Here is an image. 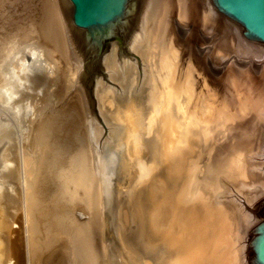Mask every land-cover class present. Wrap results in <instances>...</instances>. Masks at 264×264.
<instances>
[{
	"label": "rangeland",
	"instance_id": "1",
	"mask_svg": "<svg viewBox=\"0 0 264 264\" xmlns=\"http://www.w3.org/2000/svg\"><path fill=\"white\" fill-rule=\"evenodd\" d=\"M42 1L34 0L31 5L41 12L38 14L41 26H45L50 16L53 18L50 21L55 30L49 26L47 31L49 34L51 31L54 41L60 43L59 52L54 57L50 51L48 53L58 75L52 88L57 89L53 90L52 96V91H49L53 84L45 80L44 73V76H40L42 73L37 75V79L42 77L43 81L30 87L23 81L19 88L0 75V204L9 211L8 235L11 238L8 244L10 261L9 257L0 258V264H157L156 249L161 251L165 262L170 250L151 243L149 247L155 249H149L143 244L137 226V220L139 225L143 220L142 215L135 214V206L128 207L129 197L137 189L138 182L147 179L148 183L153 178L154 174L148 166L155 160L157 152L156 141L145 129V111L150 107L144 85L145 68L149 66L146 73L158 95L160 109L164 93L161 80L154 81L155 73L166 69L173 72V76L166 80L172 96L177 95L180 101L188 103L185 110L188 111L187 120H193L194 115V119L206 120L208 117L207 120H222V108L226 104L228 127L231 121L243 119L246 114L244 107L250 111L253 109L256 96L259 101H264V45L244 40L241 28L220 15L210 0H207L208 4L204 0H166L152 19H146L144 27L142 15L147 5L149 8L154 4V0H143V7L128 40L108 46L100 59L93 87V101L102 123L100 125L90 119L83 93L75 84L82 66L70 11L64 6V0H52L53 5L49 4L51 8L45 4L44 11ZM156 1L159 3L162 0ZM21 2L24 3L23 0ZM16 4L19 5L17 0H0V28L6 22L3 16L8 17ZM142 26L147 34H139L136 38L134 34ZM5 37L7 35H1L2 39ZM44 56L48 57L47 53ZM23 58L20 57V60ZM20 60L13 61L19 64ZM243 60L252 63L241 62ZM235 68H245L246 72L253 73L251 83L254 86L250 83L243 88L234 82L232 70ZM10 69L7 65L4 68L0 66V73L4 70L12 72L13 68ZM178 77L182 79V84ZM260 78L263 82L258 80ZM5 86L9 87L6 89ZM106 91H111L115 97L112 107L101 98ZM8 94L12 95V99L5 104L3 97ZM132 99L137 102L132 103ZM30 100L33 102L30 103ZM36 101L40 102V108L34 106V110L30 111L29 107ZM4 111L10 114L11 123L6 131L9 134L4 133ZM257 127L261 138L256 136L250 147L242 146L238 140L230 138L233 133H227L226 139L216 142L210 153H203L199 162V189L209 193L214 207H224L236 224V233L241 238L237 246L244 249V264H248V233L259 220L244 209L243 203L252 210L264 199V191L255 188L264 182L261 177L264 168V128L261 120ZM258 144L261 155L248 160L249 156L255 157L254 149ZM159 145L162 154V145ZM157 159L158 163L163 161L159 154ZM241 160L249 164L250 172H246L247 168L241 172L233 169L235 176H230L226 172L228 165ZM9 163L12 164L7 167ZM242 167L240 164L238 169ZM129 208L136 217L132 226L135 232L128 241L124 240L129 243L124 246L120 235L124 227L127 229L130 226L125 214ZM145 236L150 235L147 233Z\"/></svg>",
	"mask_w": 264,
	"mask_h": 264
},
{
	"label": "bare ground",
	"instance_id": "2",
	"mask_svg": "<svg viewBox=\"0 0 264 264\" xmlns=\"http://www.w3.org/2000/svg\"><path fill=\"white\" fill-rule=\"evenodd\" d=\"M17 1L19 5L17 4L15 5V10L13 9L14 11L12 10L11 11L12 13H8V17L6 16L5 18L4 10L2 13L4 15L3 19L6 20V22H4L3 26L0 28V31H2L0 33V38L2 34L7 35V37L0 39L2 40V43H0V62H1L0 66L4 68L7 65L8 68H11V69L13 68V69H12V72L4 70V73L1 72L2 74L0 73V75L2 76V78H4L3 76H5V78L8 79V82L10 84H14L16 88H19V86H21V82L23 81L26 82V85L29 87L35 84V82L38 83L39 81H43L41 80L42 77H39L37 79V75H40L42 73V75L40 76L45 75L44 76L46 78L45 80L47 81L49 80L50 82L48 81V83L53 84V86H51V90L49 91V92L52 91L51 92V95H52L53 90H54V88L52 87H55L57 83L58 75L54 72L55 67L52 64L50 56L52 55L54 57L57 51L59 52V44H60L59 42H57L58 43L57 44L56 41H54L55 39L51 31H50V34L47 31L49 26L50 28L53 27V29L55 27L53 25V22L50 21V19L53 21V18L52 16H50L49 18L47 17L48 20H46L47 18L44 19L46 20L45 26H41L40 24L41 17H39L40 11L38 12V9L36 8L37 9L36 10L34 8L36 6L31 5L32 2H34V0H23L24 3L21 2L22 0L20 1L17 0ZM165 1L166 0H162L158 3V1L154 0V4H152L151 6L149 5V8L147 5V8L144 10V13L142 15L144 18L143 25L145 21L147 22L148 18L150 17H151L150 19L153 18L154 14L158 12L159 7L162 6ZM204 1L206 2V4H208L207 0H204ZM13 3L15 4V2ZM42 3H43L42 9L43 7H45L44 6L45 4L47 5V8L48 7L51 8L49 4L53 5L52 0H48V1L43 0ZM14 4H12L11 6H13ZM42 9L41 11L44 10ZM153 10L155 12H153ZM50 13H53V12L51 11ZM40 28H42L43 30H41ZM8 29H10L9 30L10 32L7 33ZM141 29L143 30L142 33H140ZM140 31L139 32L137 31L138 33L134 34L136 35V38L139 36V34H143V35L147 34V30L146 28H143V26L142 28H140ZM141 38L142 40H144L143 37ZM48 48H50V50H48ZM49 51L50 53H52L51 55L48 53ZM44 53H47L48 57L44 56ZM252 53L255 55L259 54V52H252ZM20 57L21 58L25 57V59L23 58L24 60L21 59L22 60L21 61ZM74 57L75 56H73V59L77 63V60ZM220 57L222 58V56ZM14 59L15 61L19 59L21 62L17 64L16 63L17 61L16 62L13 61ZM244 61H246L248 64L252 63L250 62V60H243L241 62H244ZM148 67L146 68L148 69ZM146 68H145V73H144L145 74L144 85H146L145 90L147 92L146 94H147V99L149 101L150 107L148 111H145V117H146L145 118L146 119L145 129L149 133L152 134V139H154L157 143V146H156L157 152L155 151L156 158L155 160H153V163L150 166H148L150 169V172L152 171L154 175H153V178L148 183H146L147 179L141 182H138L139 185H137V189L133 190V193L130 195L129 200H128L129 201L128 204H130V206L128 207L131 208L132 205L135 206V208H133V211L137 210V213L135 214H137L138 216L142 215L143 220L140 222V225L138 224V220H137V226L139 228V234L140 235L142 234L141 236L143 238V244L147 246V248L149 249L154 248L153 246L151 248L149 247L151 244H154L157 246H164L165 249L170 250V251L168 250L169 254H167V258H165V262H163L162 260L163 255L161 251L156 249L157 260L155 262H157V264H167V262L168 264H244V261L242 258L243 257L242 252L244 249L243 247L237 246V242L241 238L236 233V228H235L237 227L235 226L236 224L234 225L232 219L226 213V209L224 207L222 206L214 207L208 195L209 193L201 192L199 189L200 187L199 186L200 181H199V175H198L199 169H200L199 162L202 158L203 153L205 152L210 153L211 150L214 148L216 142L226 139L227 133L229 134L233 133L232 137L230 138L238 140L239 143L244 147H250L251 145H253V142L255 141L256 136L261 138L258 135L259 128L257 126L259 125V120H261L262 125H263L262 128H264V101L263 102L259 101L260 100L259 97L256 96L257 102H255V105L252 107L253 109H251L250 111L249 109L246 110V107H244L246 116L244 115L242 120L238 119L236 120V122L234 120L231 121L228 124L229 125L228 127L226 125L227 123L226 122V104L222 108V110L224 111V112L222 111L223 113L222 120H218V119L210 120L211 118L207 120L208 117L206 118V120L205 118L203 120V119H199L198 116H197L198 118L194 119V116L196 115L193 116V120L191 118H190L191 120H187L186 116L188 114L187 113L188 111H185V110H186L188 103L186 104L182 100L180 101V98L178 99L177 95L176 97L175 95L172 96L173 94L172 90L168 86L169 82L167 83L166 81L168 80V77L171 78L173 76L171 75L173 72L171 71L172 72L171 73L169 70L160 69L159 74L155 73L156 76H155L154 81L159 82V80H161V84H162L161 86L163 87V93H164V102L162 103V107L160 109V106L157 104L158 95H156V90L150 84L151 82L149 81L148 75L146 73L147 71ZM77 69L78 70L80 69L79 66ZM244 69L236 70L235 68V70H232V76H233L234 82L241 84L243 88H245V86L249 85L252 82V80H254L253 73L246 72L247 70H244ZM153 71H155V69ZM151 77L153 78V76ZM179 79L180 78L178 77V80ZM181 80L182 79H180V83H181ZM258 80L263 82V79L261 78ZM4 81L5 80L3 79V82ZM252 85L254 86V84ZM8 87L5 86L6 89ZM255 88L256 87H254V89ZM39 89H42V88H39ZM262 90H264V82H263ZM175 92L177 93V91ZM47 93H48V90H47ZM19 94L21 93L19 92ZM150 94H152L153 96ZM183 94L184 93H182V95ZM8 95H5V98L3 97L5 104H8V102H11L10 98L12 97V95L11 94H8ZM213 95H211V97H213ZM31 96L32 95H30V97ZM101 96H102L101 97L102 100L104 101L106 105H109L110 107L113 106L115 102V97L112 96L111 91H106ZM197 96H198V93H197ZM13 97H14V94H13ZM51 97L50 99L49 98H46V99L51 100L52 99ZM193 99H194V96H193ZM193 99H190V101L193 102ZM132 100H133L132 103L137 102L134 99ZM30 101H31L30 103L33 102L32 100ZM38 103L40 104V102L38 101H36V103L34 102V104L32 105L30 104L31 106L29 107V110L30 111L34 110L33 108L35 107L39 109L40 107H38ZM200 103L201 105H203L202 102ZM210 108L212 109L213 107H210ZM217 109H220V107H218ZM9 115H10L9 113L5 115L6 121H4V133H6V131L9 130L8 128L11 123L8 118ZM221 122H222V126L219 127V124ZM230 124H233V125L230 126ZM6 134H9V133L7 132ZM156 136L160 140L159 143H161L162 145V151H163L162 154H161V147L158 143L159 140L156 138ZM262 138H263V135H262ZM260 148L261 147L260 146L258 147V145L255 146V149H254L256 151L255 155L257 156L261 155ZM158 154L160 155V159L163 158V161L161 160V162L159 163L157 159ZM240 163H241L240 161L239 163H237V167L240 166ZM10 164L12 163H9L8 165L6 164L7 167ZM237 167L235 166V169H238ZM0 200H2L1 195H0ZM129 209H126L127 211L125 212V214L127 215L126 218L128 220V224L131 227L129 225L127 229H125L124 227L122 234L120 235V240L124 246L129 245V243H125L124 240L128 241V238L130 237V235H132L135 232L132 226L134 224V219L136 217H135V214L131 211V209L130 210ZM8 213H9L8 209L6 207H3L0 204V258L2 259L4 258L7 259L10 256V250L8 248V244L11 238L9 239V235H8V229L10 225ZM82 213H80L81 216H84L85 214H82ZM147 233H149L150 236L143 237V235H147ZM10 258L11 257H9L8 260Z\"/></svg>",
	"mask_w": 264,
	"mask_h": 264
},
{
	"label": "water",
	"instance_id": "3",
	"mask_svg": "<svg viewBox=\"0 0 264 264\" xmlns=\"http://www.w3.org/2000/svg\"><path fill=\"white\" fill-rule=\"evenodd\" d=\"M142 1L64 0V6L70 11L82 66L75 84L83 93L90 119L100 125L102 123L93 101L94 80L100 59L108 46L123 44L128 40L143 7ZM210 2L220 15L241 28L244 40L264 45V0H210ZM259 156H249L248 160ZM240 162L244 167L235 169L237 162L236 164L231 162L226 172L230 176H235L233 169L241 172L247 168L246 172H250L249 164L246 165L242 160ZM262 172L261 177L264 178V168ZM255 188L257 191H264V182ZM243 204L244 209L259 220L248 233L250 239L247 248L248 264H264V199L254 205L252 210Z\"/></svg>",
	"mask_w": 264,
	"mask_h": 264
},
{
	"label": "flooded vegetation",
	"instance_id": "4",
	"mask_svg": "<svg viewBox=\"0 0 264 264\" xmlns=\"http://www.w3.org/2000/svg\"><path fill=\"white\" fill-rule=\"evenodd\" d=\"M150 95H152V94H150ZM153 96V95H152Z\"/></svg>",
	"mask_w": 264,
	"mask_h": 264
}]
</instances>
